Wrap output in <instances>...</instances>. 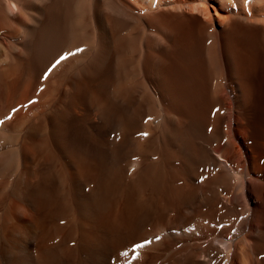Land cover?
<instances>
[{"label": "bare ground", "instance_id": "bare-ground-1", "mask_svg": "<svg viewBox=\"0 0 264 264\" xmlns=\"http://www.w3.org/2000/svg\"><path fill=\"white\" fill-rule=\"evenodd\" d=\"M0 264H264V0H0Z\"/></svg>", "mask_w": 264, "mask_h": 264}, {"label": "snow or ice", "instance_id": "snow-or-ice-1", "mask_svg": "<svg viewBox=\"0 0 264 264\" xmlns=\"http://www.w3.org/2000/svg\"><path fill=\"white\" fill-rule=\"evenodd\" d=\"M57 63H59V61H58ZM135 247H136V248H143L144 245H143V244H138V245H136ZM125 255H126V253H125Z\"/></svg>", "mask_w": 264, "mask_h": 264}]
</instances>
